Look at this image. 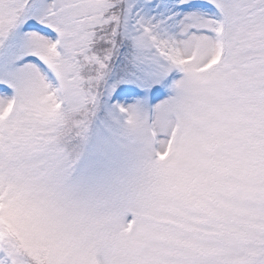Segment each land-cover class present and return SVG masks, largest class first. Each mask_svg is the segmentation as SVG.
Returning a JSON list of instances; mask_svg holds the SVG:
<instances>
[{
	"label": "snow or ice",
	"instance_id": "6c2138e0",
	"mask_svg": "<svg viewBox=\"0 0 264 264\" xmlns=\"http://www.w3.org/2000/svg\"><path fill=\"white\" fill-rule=\"evenodd\" d=\"M0 264H264V0H0Z\"/></svg>",
	"mask_w": 264,
	"mask_h": 264
}]
</instances>
